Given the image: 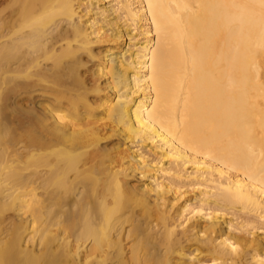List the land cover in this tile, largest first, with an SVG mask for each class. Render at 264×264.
<instances>
[{"label": "bare ground", "instance_id": "obj_1", "mask_svg": "<svg viewBox=\"0 0 264 264\" xmlns=\"http://www.w3.org/2000/svg\"><path fill=\"white\" fill-rule=\"evenodd\" d=\"M0 264H264V0L0 1Z\"/></svg>", "mask_w": 264, "mask_h": 264}, {"label": "rangeland", "instance_id": "obj_2", "mask_svg": "<svg viewBox=\"0 0 264 264\" xmlns=\"http://www.w3.org/2000/svg\"><path fill=\"white\" fill-rule=\"evenodd\" d=\"M2 3H4V0H0ZM17 122V121H16Z\"/></svg>", "mask_w": 264, "mask_h": 264}]
</instances>
